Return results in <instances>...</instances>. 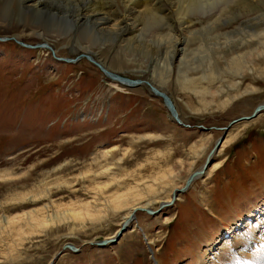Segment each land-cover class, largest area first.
Wrapping results in <instances>:
<instances>
[{
  "label": "rangeland",
  "instance_id": "obj_1",
  "mask_svg": "<svg viewBox=\"0 0 264 264\" xmlns=\"http://www.w3.org/2000/svg\"><path fill=\"white\" fill-rule=\"evenodd\" d=\"M240 3H233V11L192 15L191 22L182 27L181 13H144L155 19L145 29L149 42L177 43L187 50L204 48L201 54L196 52L199 69L189 77L196 78L190 85L178 80L175 65L168 77L159 65L130 58L123 39L91 46L72 30L67 35L53 31L42 37L38 31L44 30L38 25L10 24L0 18V218L16 214L18 222H24L27 213L42 208L44 216L62 214L63 219L70 216L71 207L86 202L106 211L104 218L85 225L71 218L49 224L24 247L21 256L9 260L0 254V264H198L210 252L207 239L222 222L230 224L239 213L246 220L247 208L252 213L261 208L264 110L252 120L232 125L226 147L211 162L219 164L187 191L178 192L173 204L154 214L137 210L114 244H90L114 236L125 220L128 208L115 212L110 194L125 191L130 183L144 188L146 182H154L160 172L170 169L172 186L163 185L144 200L150 202L147 208L160 209L172 188H182L188 176L201 169L224 127L264 104V32H260L264 0H254L252 8L243 7L247 0ZM116 12L136 16L120 6L109 9L111 14ZM255 16L251 24L247 19ZM257 20L262 22L256 24ZM15 27L23 31L21 39L10 37ZM257 33L263 35L256 37ZM74 40L91 46L113 73L150 81L167 93L190 127L173 120L164 99L148 83L130 86L111 79L83 57L93 55ZM23 42L44 46L27 47ZM221 42L237 45L219 56L209 45ZM236 55L238 61L233 59ZM97 56L93 58L98 62ZM240 67L245 74L238 73ZM198 86L196 93L192 89ZM5 171L13 176L5 178ZM124 171L141 175V180L131 182ZM18 192H26V198L18 200ZM263 216L248 230L264 239ZM2 239V245L12 241L11 236ZM225 241L233 251L237 249L232 237H222L221 245ZM68 244L78 251L64 249ZM253 247H240L235 264H264V246Z\"/></svg>",
  "mask_w": 264,
  "mask_h": 264
},
{
  "label": "bare ground",
  "instance_id": "obj_2",
  "mask_svg": "<svg viewBox=\"0 0 264 264\" xmlns=\"http://www.w3.org/2000/svg\"><path fill=\"white\" fill-rule=\"evenodd\" d=\"M247 1L248 3L243 7L245 8L250 6L252 8L251 3L254 0ZM234 2H237L239 5L242 4L240 3L241 0H231V3L227 0H0V18L6 19L10 24L26 23L27 26L32 28H34L35 25H38L42 30H44L43 32L38 31L39 35L42 37H44L46 34H53V31L58 32V34L67 35L68 32L72 30L77 33L78 38L88 40L91 43V46L106 45L115 41L116 39H123L127 43L126 51L130 58H136V60L141 61L144 64L146 62L149 66L159 65V67H162L164 70H166L167 74L165 76L168 77L172 73L173 65H175L178 67V80L180 81L183 79L185 80L186 85H190L196 81V78L189 77L193 71L199 69L197 67V59L195 58L196 52L201 54V51L199 50H204V48L201 47L197 48L196 50H187L185 47H177V43H164L162 41L155 43L149 42V40L145 38V29L147 26H152L155 24V19L144 13H153L165 10L181 13L182 21L180 24L182 27L185 23L191 22V16L195 14L212 13L214 11H233L236 9L233 4ZM113 6H120L126 10H131L136 14V16H122V14L119 12L111 14L109 13V9ZM244 12L247 13V10ZM255 18H257V16L247 20L250 21L251 24H254V22L252 23L251 20ZM216 20L217 19H215V21ZM261 22L262 20H257L256 24ZM122 24H125V26L121 27ZM181 30L184 31L185 29ZM260 32H264V29ZM22 35L23 31L21 28L15 27L10 37L21 39ZM259 35H263V33H257L256 37ZM46 43L48 42L46 41ZM74 44L81 46L82 50L85 53H90L93 55L92 57L97 56V53L91 50V46L81 45V43H77L76 40H74ZM45 45L47 46V44ZM236 45L237 44L235 43L224 44L221 42L217 44H210L209 47L211 48V51L221 56L227 50H230ZM200 56L201 58L207 57V55ZM96 58L98 62L95 60L96 62L94 61V63L102 70L104 68L107 69L108 66L101 59H99L98 56ZM239 58V55L233 57V59L237 61ZM204 61L205 59L202 60L201 63ZM208 63H210V61ZM98 64H101L102 66H99ZM109 69H107L109 73H106L104 70L103 71L111 79L121 82L122 84L129 82L127 79H117L116 77L120 76V74L113 73ZM242 69V67L238 69V73H241V75L242 73L245 74V72L241 71ZM142 83L144 82L142 81ZM150 84L152 87H156V85H153V83L150 82ZM239 84L240 83L234 87H238ZM199 86L198 88H193L192 90H196L195 92L197 93V90L200 88ZM201 86H203L206 90L204 85ZM186 88L191 89V87ZM156 89L158 90V88H155V90ZM152 91L156 95H159V93L157 94L154 90ZM214 94H218V91ZM224 141L226 140L224 139ZM224 141L220 146V149L216 151L217 153L226 147V143L228 141H226V143ZM211 162L209 164L210 166L208 165L209 167L205 168L204 165H202L201 169L197 171L199 176L195 177V180H198L200 177H202V174H208L210 169L216 167L219 164H212ZM191 166L192 164H189V167ZM201 171H203V173H201ZM4 175L5 178L13 176V174L9 171H5ZM123 175L128 176L131 182L141 180V175H133L130 171H124ZM189 177L190 175L187 179H189ZM173 178L174 176L171 170L168 169L160 172L154 178V182H146L144 188L132 185L130 183L125 191L121 192L118 190L110 194V206L115 212L128 208V211L124 216L125 220L123 224L127 222L129 226L136 217V215L134 216L133 214L137 208L149 207L148 205L150 202L144 203L145 198L150 194L158 193L159 187H162L163 185L172 186ZM193 183L190 185V187L193 185ZM183 186L182 188H172V194L162 203V208H164L166 205H169L170 202L172 203L174 201L172 198L174 196L177 197L178 192L182 193L181 189L184 188ZM26 195V192H18L17 199L23 200L26 198ZM36 196L37 195H34L32 197V201L36 200ZM208 198L209 197L206 198V201L208 200L206 203H210L209 201L211 200V197L209 199ZM82 207H71L69 210L70 216L63 219L62 214H57L55 217L44 216L42 213V208L34 209L27 213L24 222H18L16 214H9L8 216L0 218V242L3 241L2 238L5 236H11L12 238V241H9L6 245L0 244V254H2L5 258L8 257L9 260L21 256L22 252L24 251V247L28 246L36 237L41 236L48 225L55 224L57 220L61 222L62 220L70 218L77 219L79 221V225H85L90 220L95 221L104 218L106 214L104 209L99 208V206L97 208L89 202H86ZM207 207L208 209L212 208L210 207V204H208ZM260 207L261 208H258L256 213H252L251 208H247L249 216L246 220L243 219L244 215L242 216L239 213L238 218L233 219L230 224L222 222V227L218 231H214V234L207 239L206 243L207 246L210 247V252L205 254L204 257L206 258H201L198 264H235L236 257L238 256L237 253L240 247L241 249H252L254 244L264 246L263 236H259V233H251L248 230V226L252 225L254 221L260 219L262 214H264V204ZM211 211H213V209H211ZM74 226L76 225L74 224ZM114 236L106 239H111ZM222 237H232L234 247L237 246V249L233 251L231 247L226 245V243L228 244V241H225L224 244L221 245L220 240ZM219 244L221 245L220 247H218ZM255 249L257 248L255 247ZM239 254H241V252H239ZM258 256L260 257V255Z\"/></svg>",
  "mask_w": 264,
  "mask_h": 264
},
{
  "label": "water",
  "instance_id": "obj_3",
  "mask_svg": "<svg viewBox=\"0 0 264 264\" xmlns=\"http://www.w3.org/2000/svg\"><path fill=\"white\" fill-rule=\"evenodd\" d=\"M87 57L89 58V59H91L93 62L95 61V59L93 58V57H91V56H88L87 55ZM65 60H67V59H65ZM96 62V61H95ZM99 66H101L100 64H98ZM106 73H109V71L106 69V68H104L103 69ZM112 77H114V76H112ZM117 79H127L129 82H128V84L129 85H137V84H139V83H142V81L145 83H148L150 86H151V88H152V90H154L157 94L159 93V95L161 96V97H163V99H164V102H165V104L167 105V107H168V110H169V112H170V114H171V117L178 123V124H181V125H183V126H186V127H188L189 125L188 124H185L184 122H183V120L180 118V114H179V112H178V110H177V107H176V105L173 103V101H172V99H169V97H168V95L165 93V92H163L162 90H160V91H158L157 89L155 90V88L154 87H152V85L150 84V82L149 81H146V80H141V79H131V78H128V77H125V76H118V77H116ZM261 110H264V105H259L256 109H255V111H254V113L252 114V115H250V116H242V117H239V118H237V119H234V120H232L231 122H230V124L228 125V126H226V127H224V134L216 141V144H215V146H214V148L211 150V152L209 153V155H208V157H207V159H206V161H205V164H204V167L206 168V167H208V165L210 164V162L213 160V156L215 155V152L217 151V150H219V148H220V146H221V144H222V142L224 141V139H225V137H226V134L228 133V130L232 127V125H234V124H236V123H238V122H241V121H247V120H252V119H254V118H256L260 113H261ZM196 173H192L191 175H190V177H189V179H187V182H186V184H185V186H184V188L183 189H181V192H185V191H187L188 189H189V187H190V185L193 183V181L195 180V177H197V176H199L198 174H197V171H195ZM201 173H203V171H201ZM201 175V174H200ZM202 175H204V174H202ZM175 199H176V196H174L173 197V199L172 200H174L175 201ZM173 201V202H174ZM172 202V203H173ZM161 208H162V205H161V207H160V209H158V210H151V209H149V208H147V207H139V208H137L136 209V211L137 210H140V211H146L147 213H150V214H154V213H156V212H158L159 210H161ZM136 211H135V213L133 214L134 216L136 215ZM128 223L126 222V223H124L123 224V226L119 229V231L116 233V235L113 237V238H111V239H103V240H100V241H91L90 242V244H92V245H96V246H100V247H105V246H108V245H110V244H114V243H116L121 237H122V235L124 234V232L125 231H127V229H128ZM65 248H69V249H73V250H77L76 248H75V245L74 244H68L67 246L65 245L64 246V249ZM78 251V250H77Z\"/></svg>",
  "mask_w": 264,
  "mask_h": 264
}]
</instances>
